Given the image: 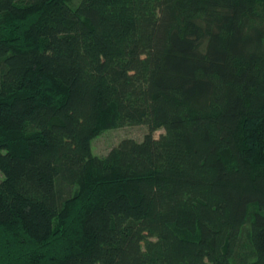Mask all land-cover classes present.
I'll return each instance as SVG.
<instances>
[{
  "label": "trees",
  "instance_id": "trees-1",
  "mask_svg": "<svg viewBox=\"0 0 264 264\" xmlns=\"http://www.w3.org/2000/svg\"><path fill=\"white\" fill-rule=\"evenodd\" d=\"M0 264H264V0H0Z\"/></svg>",
  "mask_w": 264,
  "mask_h": 264
},
{
  "label": "rangeland",
  "instance_id": "rangeland-1",
  "mask_svg": "<svg viewBox=\"0 0 264 264\" xmlns=\"http://www.w3.org/2000/svg\"><path fill=\"white\" fill-rule=\"evenodd\" d=\"M146 125L125 126L119 128H105L92 140V151L95 154H106L113 146L117 145L122 138L133 137L142 139L148 132ZM163 129L154 132L160 135Z\"/></svg>",
  "mask_w": 264,
  "mask_h": 264
}]
</instances>
